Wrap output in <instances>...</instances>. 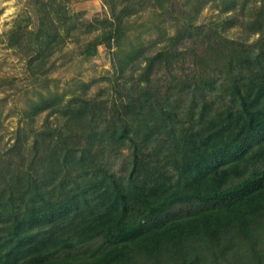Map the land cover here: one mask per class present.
<instances>
[{"label":"trees","instance_id":"1","mask_svg":"<svg viewBox=\"0 0 264 264\" xmlns=\"http://www.w3.org/2000/svg\"><path fill=\"white\" fill-rule=\"evenodd\" d=\"M102 1L109 16L82 21L67 0H30L35 27L28 16L9 31L35 78L93 32L84 53L114 49L132 79L106 108L82 82L67 103L55 91L29 100L31 121L59 113L67 131L46 125L31 154L0 156V264H264V0L252 13L231 0L233 19L206 30L193 14L213 0H183L179 18L178 0ZM145 11L154 53L145 31L129 34ZM238 16L254 45L221 37ZM171 20L182 22L172 35Z\"/></svg>","mask_w":264,"mask_h":264},{"label":"rangeland","instance_id":"2","mask_svg":"<svg viewBox=\"0 0 264 264\" xmlns=\"http://www.w3.org/2000/svg\"><path fill=\"white\" fill-rule=\"evenodd\" d=\"M231 0H213L201 3L200 11L193 14L195 26L206 30L212 22H217L235 16L230 12ZM241 1V0H237ZM183 0H178L173 4L176 17L179 18ZM246 7L250 13L260 6V0H246ZM66 6L71 13L81 14L80 20L90 21L93 18L109 16V9L102 0H67ZM30 16L29 28L36 25V13L34 5L30 0H0V156H12L19 161L21 155L31 154L34 145L43 141L42 132L46 125L51 128H60L66 132V119L61 114L48 115V111L37 114L31 121L24 111L29 105V100L36 101L37 93L46 94L47 91H55L58 94H65L63 103L71 98L70 90L76 82L87 85L85 96L104 102L106 108L109 102L117 99V92H122L120 84L131 81L130 70L125 78H119L112 64V54L114 50H109L103 46L92 49L93 53H84L85 45L93 39L96 33L82 34L78 41H68L63 49L55 53L48 64L53 63L50 73L47 76L35 78L29 69L27 61L16 53V50L8 46L9 31L13 28L16 20H23ZM155 15L150 11L142 13L141 17L135 21L134 27L137 31L132 34L135 39L140 32L145 31L140 37V41L146 46H151V53L157 48L156 31L148 29ZM133 20V19H132ZM242 18L238 16L231 20L225 28L220 30L221 37L228 42H236L244 47L255 44L258 35L250 34L240 26ZM27 21H23L22 25ZM144 23L145 26L139 25ZM181 21L171 20L167 23V31L174 34L181 24ZM169 24H173L169 26ZM178 26V27H177ZM79 28L72 32V36L78 33ZM147 30V31H146ZM190 40L185 41L182 46H188ZM154 46H153V44ZM183 48V47H182ZM143 66V64H142ZM161 75H165L166 69L161 70ZM156 79L152 77L153 83ZM111 80V81H110ZM117 85V86H116ZM77 94H82L81 88ZM105 110V109H104ZM106 112V111H105ZM111 168L119 167L120 161L112 159Z\"/></svg>","mask_w":264,"mask_h":264},{"label":"water","instance_id":"3","mask_svg":"<svg viewBox=\"0 0 264 264\" xmlns=\"http://www.w3.org/2000/svg\"><path fill=\"white\" fill-rule=\"evenodd\" d=\"M90 53H93V51H90Z\"/></svg>","mask_w":264,"mask_h":264}]
</instances>
